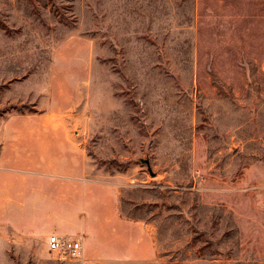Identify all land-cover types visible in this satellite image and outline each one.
<instances>
[{
  "label": "rangeland",
  "instance_id": "obj_1",
  "mask_svg": "<svg viewBox=\"0 0 264 264\" xmlns=\"http://www.w3.org/2000/svg\"><path fill=\"white\" fill-rule=\"evenodd\" d=\"M51 123L81 181L117 192L133 253L86 255L101 207L83 183L79 203L64 177L55 199L59 180L15 187L0 163V264H264V0H0V160L18 128Z\"/></svg>",
  "mask_w": 264,
  "mask_h": 264
},
{
  "label": "crops",
  "instance_id": "obj_2",
  "mask_svg": "<svg viewBox=\"0 0 264 264\" xmlns=\"http://www.w3.org/2000/svg\"><path fill=\"white\" fill-rule=\"evenodd\" d=\"M13 134L14 137L12 136L4 142V149L2 151L5 153V156H8L4 158L2 155L0 163L21 168L11 169L15 173L13 174L15 187L20 186L21 188V186H24L22 184L23 182H20L22 181L21 176H18L21 174L26 177H34L35 182H46L47 179L54 177L59 181L53 197L55 199H62L64 196V177L66 180L77 183V190L74 193L72 192L71 199L77 200L79 203L81 196L80 185L83 183L82 185L86 187L85 198L90 200L89 203H91V200L98 198L99 203L97 202L94 207H101V213H95L94 216L88 215L84 220L85 227L83 228L82 239L84 244L88 243L93 249L88 253L86 252V255L92 258L90 260H106L120 253L123 255V252H127V254L133 253V250H126L123 245V216L119 210L120 204L117 192H108L104 188L105 186L98 185L96 181H81L82 173L80 174V172L83 171V167L80 165L83 166L85 163L82 156L73 149V139L71 138V130L69 128L55 126L51 123L49 125H34L18 128L17 132ZM18 144L23 145L22 150L24 152H22L23 155L18 154L17 157L13 156L15 152L13 150L16 147L15 145ZM13 191V196L12 194L9 195L12 200L9 205L15 207L16 198L24 195L25 192L18 191L16 194V190ZM42 191L39 190L37 195L41 197L40 192ZM43 192V195H48L45 191ZM77 209V212L72 211L73 218H71V223L75 221V223L79 224V205ZM59 217L60 222L69 223V217L66 216L64 218L63 214ZM37 221V224L40 226L46 224V220L42 218V214H40Z\"/></svg>",
  "mask_w": 264,
  "mask_h": 264
},
{
  "label": "built area",
  "instance_id": "obj_3",
  "mask_svg": "<svg viewBox=\"0 0 264 264\" xmlns=\"http://www.w3.org/2000/svg\"><path fill=\"white\" fill-rule=\"evenodd\" d=\"M49 248L63 257L65 254L69 256H79L82 253V243L78 239L60 238L57 235H50L48 240Z\"/></svg>",
  "mask_w": 264,
  "mask_h": 264
},
{
  "label": "water",
  "instance_id": "obj_4",
  "mask_svg": "<svg viewBox=\"0 0 264 264\" xmlns=\"http://www.w3.org/2000/svg\"><path fill=\"white\" fill-rule=\"evenodd\" d=\"M146 163L148 165L149 170L151 171L152 169H151L150 161L149 160H146Z\"/></svg>",
  "mask_w": 264,
  "mask_h": 264
}]
</instances>
